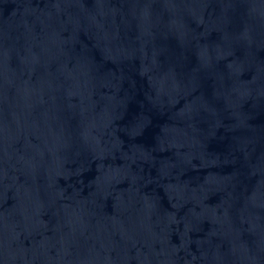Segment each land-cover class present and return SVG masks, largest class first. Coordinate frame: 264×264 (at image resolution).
Returning <instances> with one entry per match:
<instances>
[{"label": "water", "instance_id": "1", "mask_svg": "<svg viewBox=\"0 0 264 264\" xmlns=\"http://www.w3.org/2000/svg\"><path fill=\"white\" fill-rule=\"evenodd\" d=\"M0 264H264V0H0Z\"/></svg>", "mask_w": 264, "mask_h": 264}]
</instances>
